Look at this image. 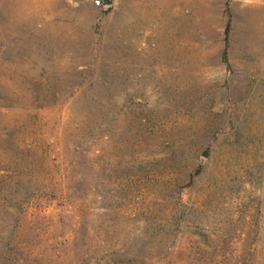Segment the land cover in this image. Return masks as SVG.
I'll use <instances>...</instances> for the list:
<instances>
[{
  "label": "rangeland",
  "instance_id": "374dc122",
  "mask_svg": "<svg viewBox=\"0 0 264 264\" xmlns=\"http://www.w3.org/2000/svg\"><path fill=\"white\" fill-rule=\"evenodd\" d=\"M106 3L0 0V264H264V0Z\"/></svg>",
  "mask_w": 264,
  "mask_h": 264
},
{
  "label": "built area",
  "instance_id": "2783aa9c",
  "mask_svg": "<svg viewBox=\"0 0 264 264\" xmlns=\"http://www.w3.org/2000/svg\"><path fill=\"white\" fill-rule=\"evenodd\" d=\"M92 3L95 7H107L108 3L106 0H92Z\"/></svg>",
  "mask_w": 264,
  "mask_h": 264
},
{
  "label": "trees",
  "instance_id": "16d2710c",
  "mask_svg": "<svg viewBox=\"0 0 264 264\" xmlns=\"http://www.w3.org/2000/svg\"><path fill=\"white\" fill-rule=\"evenodd\" d=\"M228 29H229V23L227 22L225 24V28H224V38H225V41H226V38H227Z\"/></svg>",
  "mask_w": 264,
  "mask_h": 264
}]
</instances>
